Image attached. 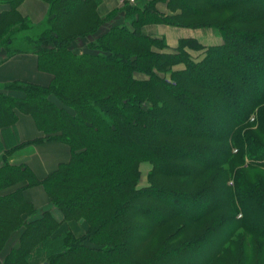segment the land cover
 <instances>
[{"label":"trees","instance_id":"obj_1","mask_svg":"<svg viewBox=\"0 0 264 264\" xmlns=\"http://www.w3.org/2000/svg\"><path fill=\"white\" fill-rule=\"evenodd\" d=\"M22 1L0 0V33L22 19ZM46 1L45 27L24 37L26 48L5 47L2 61L35 52L53 81L25 84L24 98L0 93V125L31 114L72 157L42 180L6 164L0 188L22 171L86 228L56 235L50 211L26 219L5 264H264L243 244L224 256L238 230L264 239V175L249 171L264 169V0H128L122 23L111 22L118 9L101 16L97 0ZM157 23L213 28L224 42L183 37L172 49L145 31Z\"/></svg>","mask_w":264,"mask_h":264},{"label":"crops","instance_id":"obj_2","mask_svg":"<svg viewBox=\"0 0 264 264\" xmlns=\"http://www.w3.org/2000/svg\"><path fill=\"white\" fill-rule=\"evenodd\" d=\"M97 1L96 10L101 16L110 15L118 9L113 14L111 22H127L126 15L120 8L128 0ZM6 7L7 4L0 3V12ZM50 8L51 5L46 0H23L18 10L20 17L28 21V27L23 28V25H19L22 24V19L17 25L23 29L24 34H36V30L50 18ZM145 31L155 36H164L172 49L178 46L183 37H195L206 45L221 44L224 41L212 31L206 32L202 28L165 23L147 25ZM53 78L51 72L40 68L39 57L35 52L17 53L0 62V93L2 94L24 98L27 96V91L23 88L25 84L48 86ZM50 99L63 105L55 94H52ZM46 135L47 133L37 125L31 114L18 111V118L14 124L0 125V169L6 164L14 167L27 165L34 175L42 180L54 172L61 163L68 162L72 157L70 145L56 139H44ZM20 172V177L16 176V179L12 178L11 181L6 179L7 182L0 188V198L9 202L8 208H0V215L9 217L0 228V264H5L12 250L21 246V237L25 230L23 223L26 219H37L46 211H50L53 217L61 222L55 231L56 235L70 229L81 234L86 228L80 221L65 220L63 210L53 202L44 185H28L29 177L26 178L22 171ZM26 203L30 205L29 210H26ZM40 262L39 257L30 260L31 264ZM12 263L16 264L18 260L13 259Z\"/></svg>","mask_w":264,"mask_h":264},{"label":"rangeland","instance_id":"obj_3","mask_svg":"<svg viewBox=\"0 0 264 264\" xmlns=\"http://www.w3.org/2000/svg\"><path fill=\"white\" fill-rule=\"evenodd\" d=\"M219 15L220 14H218V17H217L219 19H224L225 17L229 16V14L226 15L224 13L222 15H220V16ZM18 21H19L18 17L11 18L8 21V23L4 26V32L0 33V62L6 56V54H8V50H6L5 47L8 46V47H12V48L13 47L14 48L15 47L16 48L17 47L26 48V46H27L24 43V39H25L24 37L27 36V34H24V32L22 31L23 29L19 25H23V28L28 27V21L22 19V24L17 25ZM44 27H45V23H44V25H41L36 30V34H39L40 31ZM202 29H203V31H206V32L207 31H212V33L217 35V37H222L217 32H215L213 28H202ZM30 35H33V34H30ZM9 39L12 40L11 43L8 42ZM62 142H64V141H62ZM64 143H67V142H64ZM234 151H236V148H234ZM248 161H250V158L247 157V162ZM149 168H150V170L152 169L151 162L145 161V162H143L141 164L142 173H141V178H140L139 185L142 186V187L149 185V180H148V175H149V172H150ZM148 170H149V172H148ZM249 171H252L253 174L257 173V174L264 175V169H253L252 168ZM230 183H231V181H230ZM237 217H240V214H238ZM167 230H168V228L159 230L157 232V234L150 240V242L151 243L157 242V239H160V237H162V235H164ZM220 237H222V236H219V238ZM238 244L239 245L240 244L245 245L247 250H248V252L252 253V254H254V250H255L254 248H256V250L259 252V256L262 255V257H264V239L263 238H257L255 236L249 235L245 231H243L242 229L236 231V233L233 236V240H231L227 244V249L225 250L226 252L224 253V256L227 257V258L236 257V251L235 250H236ZM147 245H149V244L147 243ZM255 245H256V247H253ZM256 255H258V253ZM252 257H253V255H252ZM214 264H220V262H215Z\"/></svg>","mask_w":264,"mask_h":264}]
</instances>
